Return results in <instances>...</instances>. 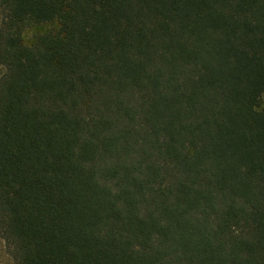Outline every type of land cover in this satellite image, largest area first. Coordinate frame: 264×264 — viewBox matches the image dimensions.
I'll return each mask as SVG.
<instances>
[{
  "label": "trees",
  "instance_id": "1",
  "mask_svg": "<svg viewBox=\"0 0 264 264\" xmlns=\"http://www.w3.org/2000/svg\"><path fill=\"white\" fill-rule=\"evenodd\" d=\"M263 93L264 0H0L12 264H264Z\"/></svg>",
  "mask_w": 264,
  "mask_h": 264
},
{
  "label": "rangeland",
  "instance_id": "2",
  "mask_svg": "<svg viewBox=\"0 0 264 264\" xmlns=\"http://www.w3.org/2000/svg\"><path fill=\"white\" fill-rule=\"evenodd\" d=\"M31 31H29V34ZM262 105L264 106V93L262 95ZM0 264H12L11 259L8 257V255L5 253L2 241L0 239Z\"/></svg>",
  "mask_w": 264,
  "mask_h": 264
}]
</instances>
